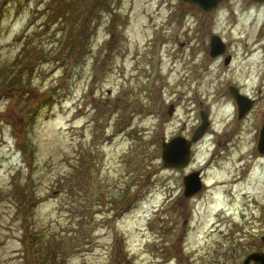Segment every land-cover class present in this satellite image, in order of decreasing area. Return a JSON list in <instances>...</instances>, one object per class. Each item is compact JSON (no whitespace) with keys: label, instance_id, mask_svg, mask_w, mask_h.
<instances>
[{"label":"rangeland","instance_id":"rangeland-1","mask_svg":"<svg viewBox=\"0 0 264 264\" xmlns=\"http://www.w3.org/2000/svg\"><path fill=\"white\" fill-rule=\"evenodd\" d=\"M0 7V264H244L264 248V0ZM229 84L255 97L243 117ZM200 110L189 165L164 166L161 140L190 137Z\"/></svg>","mask_w":264,"mask_h":264},{"label":"water","instance_id":"water-1","mask_svg":"<svg viewBox=\"0 0 264 264\" xmlns=\"http://www.w3.org/2000/svg\"><path fill=\"white\" fill-rule=\"evenodd\" d=\"M191 3H196L203 10L209 11L217 6L221 0H184ZM262 1V0H259ZM208 52L211 56L221 54L226 49V43L222 37L217 33H212L209 37ZM231 60V54L228 53L223 58V63L228 64ZM228 90L233 96L237 104L238 117L244 116L248 110L253 106L254 98L241 92L235 84H229ZM174 104L171 102L168 104L167 111L172 113ZM209 125V118L205 110L200 111V122L193 129L190 137H187L181 133L172 135L169 138H163L161 140L160 157L162 163L166 167L184 168L186 167L191 158L192 144L203 135ZM257 149L260 152H264V125L260 129L259 137L257 140ZM183 181V194L189 196L198 191L202 187V178L200 169H193L186 172L182 176ZM253 260L257 264H264V250H252L248 252L243 259V263L247 264Z\"/></svg>","mask_w":264,"mask_h":264},{"label":"trees","instance_id":"trees-1","mask_svg":"<svg viewBox=\"0 0 264 264\" xmlns=\"http://www.w3.org/2000/svg\"><path fill=\"white\" fill-rule=\"evenodd\" d=\"M2 14V7H0V16ZM68 38V35L64 38L63 42ZM80 41V39H76V37H72L71 39H69V44H68V53L70 52H74L75 50L78 52V50L81 48L78 44V42ZM45 260H47L46 257H43ZM53 263V262H52ZM50 261V264H52Z\"/></svg>","mask_w":264,"mask_h":264},{"label":"flooded vegetation","instance_id":"flooded-vegetation-1","mask_svg":"<svg viewBox=\"0 0 264 264\" xmlns=\"http://www.w3.org/2000/svg\"><path fill=\"white\" fill-rule=\"evenodd\" d=\"M240 89V88H239ZM240 91H241V89H240ZM243 92V91H242ZM243 93H245V92H243ZM247 94V93H246ZM249 95V94H248ZM251 96V95H250ZM252 98H254V102H253V105H254V103H255V97L254 96H251ZM253 107V106H252ZM252 107L250 108V110L252 109ZM249 110V111H250ZM248 111V112H249ZM247 112V113H248ZM246 115V114H245ZM264 125V123H262L261 125H260V127H259V131H260V129H261V127ZM258 135H259V132H258ZM192 157H193V155H192ZM193 169H195V167H193V168H191L190 170H188V171H191V170H193ZM197 169H200V172H201V175H202V172H203V167H197ZM187 171V172H188ZM186 173V172H185ZM185 173H183V175L185 174ZM182 175V176H183ZM204 186V182H203V179H202V187ZM199 191V190H198ZM198 191H196V192H198ZM196 192H194L193 194H191V195H189V196H186V195H184V197L185 198H188V197H190V196H193ZM177 200H178V198L176 199V202H177ZM261 240H263L264 241V234L261 236ZM254 241H255V239H254ZM264 248H258V250H263Z\"/></svg>","mask_w":264,"mask_h":264}]
</instances>
